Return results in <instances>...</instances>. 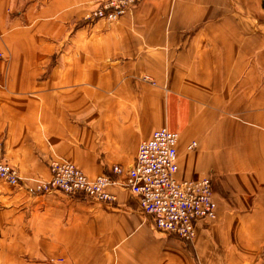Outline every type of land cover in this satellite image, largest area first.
I'll use <instances>...</instances> for the list:
<instances>
[{"label":"crops","instance_id":"0c3cea01","mask_svg":"<svg viewBox=\"0 0 264 264\" xmlns=\"http://www.w3.org/2000/svg\"><path fill=\"white\" fill-rule=\"evenodd\" d=\"M96 1L0 0V146L20 175L0 180V264H264V0H140L83 25ZM162 127L177 179L212 182L220 222L192 242L122 186L111 204L34 191L54 159L122 181L112 168Z\"/></svg>","mask_w":264,"mask_h":264},{"label":"built area","instance_id":"2783aa9c","mask_svg":"<svg viewBox=\"0 0 264 264\" xmlns=\"http://www.w3.org/2000/svg\"><path fill=\"white\" fill-rule=\"evenodd\" d=\"M136 1L102 0L86 19L115 22ZM178 142V134L167 128L153 131L149 139L139 144L131 168H112V173L122 181L112 180L105 175L90 179L69 162L54 160L50 163V181L38 189H55L67 195H82L92 201L111 204L115 199L109 189L122 186L135 196L139 210L151 218L158 232L192 242L196 237L197 224L216 218L217 204L209 178L193 181L177 179ZM196 148L195 142L186 147L188 152ZM0 180L9 186L20 183L17 170L5 161L1 147Z\"/></svg>","mask_w":264,"mask_h":264},{"label":"rangeland","instance_id":"374dc122","mask_svg":"<svg viewBox=\"0 0 264 264\" xmlns=\"http://www.w3.org/2000/svg\"><path fill=\"white\" fill-rule=\"evenodd\" d=\"M100 1H102V0H97L96 2H94V3H92L91 5L92 6H90V8H88L87 10H86V12H84V14H83V16H82V24L83 25H94L96 22H98V21H103V20H94V21H90V20H88V19H86V16L89 14V12L93 9V8H95L96 7V5L100 2ZM140 0H137L131 7H129L128 8V10L126 11V13L121 17V18H119L117 21H115V22H111V23H109V22H106V23H108V24H113V23H117V22H119L120 20H122L137 4H138V2H139ZM162 128H165V127H162ZM192 142H195V143H197V148H198V142L197 141H195V140H193V141H191L190 143H192ZM189 143V144H190ZM1 147V146H0ZM1 149H2V147H1ZM196 150V149H195ZM2 152H3V157H4V151H3V149H2ZM4 159H5V157H4ZM54 160H59V159H54ZM54 160H51L50 162H49V164H48V169H49V172H50V178H49V180H42V181H37L36 183H35V188H34V191L35 192H37L38 194H47V193H50V192H53V191H57V192H60V193H62V194H64V195H66V196H68V197H71V198H74V199H82V200H86V201H92V199H89V198H86V197H84V196H82V195H76V196H71V195H67V194H65V193H63V192H61V191H59V190H51V191H44V189H41V190H39L38 189V187H40V186H42V185H44V183H48L49 181H50V179H51V171H50V163L52 162V161H54ZM60 160H62V159H60ZM5 161H6V159H5ZM66 161V160H65ZM7 162V161H6ZM68 162V161H67ZM8 163V162H7ZM70 163V162H69ZM9 164V163H8ZM71 164V163H70ZM73 165V164H72ZM11 166V165H10ZM74 166V165H73ZM13 167V166H12ZM76 167V166H75ZM15 168V167H14ZM77 168V167H76ZM16 170H17V172H18V169L17 168H15ZM77 169H79V168H77ZM80 170V169H79ZM81 171V170H80ZM84 175H86L83 171H81ZM18 175H19V172H18ZM87 176V175H86ZM105 176H107V175H105ZM88 177V176H87ZM98 177V176H97ZM109 177V176H108ZM89 178V177H88ZM96 178V177H95ZM111 178V177H110ZM19 179H20V175H19ZM91 179V178H90ZM94 179V178H93ZM112 179V178H111ZM112 180H114V179H112ZM6 184V183H5ZM20 184V183H19ZM19 184H18V186H19ZM11 187H15V186H11ZM224 221L223 220H221V222L224 224V223H233V219H234V216H229V215H224ZM257 219L261 222V221H263L264 220V216H257ZM211 221H214L215 223L216 222H220V220L219 219H214V220H211ZM230 230V229H229ZM230 232H231V230H230ZM225 233H226V231H225ZM257 234H258V238H259V236L261 235V238H259L258 240H257V242H258V254H264V230L263 229H261V230H258L257 231ZM227 235V234H226ZM224 232H223V230L220 232V237L218 238L219 240H223L224 239ZM220 243V242H219ZM221 244V243H220Z\"/></svg>","mask_w":264,"mask_h":264}]
</instances>
